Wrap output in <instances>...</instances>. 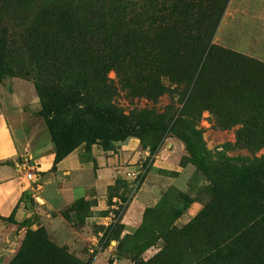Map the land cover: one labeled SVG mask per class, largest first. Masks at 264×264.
Masks as SVG:
<instances>
[{"label":"rangeland","instance_id":"rangeland-1","mask_svg":"<svg viewBox=\"0 0 264 264\" xmlns=\"http://www.w3.org/2000/svg\"><path fill=\"white\" fill-rule=\"evenodd\" d=\"M92 1L30 0L22 16L6 11L4 17L16 21L21 35L37 30L42 8L78 12ZM111 7L108 1L103 13ZM211 9L216 17L224 12L215 50L206 51L198 69L200 53L180 49L173 37L156 41L133 23L108 26V49L136 47L144 57L139 68L156 69L164 87L116 59L108 73L114 84L92 95L133 123L142 115L158 126L78 148L84 160L78 198L63 181L25 180L18 207L0 219V264H264V227L239 210L244 200L256 203L252 193L218 188L264 165V70L233 57L264 66L254 54L264 56V24L257 25L264 0H215ZM23 52L9 55L5 69L34 83L35 57ZM33 95L24 94L28 105ZM7 97L2 90L4 103ZM42 130L34 148L48 150L53 143L44 122ZM106 162L115 178L112 170L98 171Z\"/></svg>","mask_w":264,"mask_h":264},{"label":"trees","instance_id":"trees-1","mask_svg":"<svg viewBox=\"0 0 264 264\" xmlns=\"http://www.w3.org/2000/svg\"><path fill=\"white\" fill-rule=\"evenodd\" d=\"M108 1L113 7L105 15L103 7ZM214 3L215 0H94L78 12L53 6L38 11L36 31L23 29L19 35L16 21L7 20L5 12L22 16L30 0H0V82L15 77L14 71L5 69L8 56L24 53V48L31 51L37 64L34 85L42 107L38 116L47 125L56 147L54 169L83 144L91 149L100 141L140 136L158 126L151 120L144 121L142 115L138 123H133L92 95L94 91H107L114 84L108 73L116 59L141 76L142 71L153 75L146 79H151L148 83L164 87L156 78V69L147 65L148 70L139 68L144 57L138 55L136 47L121 52L108 49L104 37L108 26L133 23V27L141 25L147 36L156 41L173 37L180 49L200 53L198 69L206 51L215 50L213 35L224 11L216 17L211 9ZM44 20L48 21L45 26ZM60 22L64 24L62 28ZM221 53L228 55L226 51L220 50ZM116 54L118 57L114 58ZM233 57L264 70L254 59ZM218 188L237 191L242 196L250 191L256 203L244 200L239 210L241 215L256 216L254 219L264 227V165L248 168Z\"/></svg>","mask_w":264,"mask_h":264},{"label":"crops","instance_id":"crops-1","mask_svg":"<svg viewBox=\"0 0 264 264\" xmlns=\"http://www.w3.org/2000/svg\"><path fill=\"white\" fill-rule=\"evenodd\" d=\"M261 12L264 13L263 10ZM262 24H264V16L257 22L258 27L263 26ZM254 51L258 58L264 60V56H258L256 50ZM4 89L8 94L6 103L2 101ZM26 91L37 94V97L33 95L30 99V105L24 96ZM41 108L39 95L31 81L9 77L0 83V215L2 217H9L14 213L27 190V185L24 183L26 172L23 171L22 165L29 170L37 169L36 180L39 176L45 184L60 180L68 184L74 198L83 194L84 160L78 149L54 169L55 145L53 144L48 150L34 148L35 141H40L44 132L40 131L44 120L38 116ZM45 126L47 127L46 124ZM17 129L22 132L20 139L16 135ZM106 169L113 171L112 165L109 166L108 162L99 167L98 171L104 172ZM113 173L112 178H115V171Z\"/></svg>","mask_w":264,"mask_h":264},{"label":"built area","instance_id":"built-area-1","mask_svg":"<svg viewBox=\"0 0 264 264\" xmlns=\"http://www.w3.org/2000/svg\"><path fill=\"white\" fill-rule=\"evenodd\" d=\"M25 172L27 181L36 180V174L29 170L28 167L25 168Z\"/></svg>","mask_w":264,"mask_h":264}]
</instances>
